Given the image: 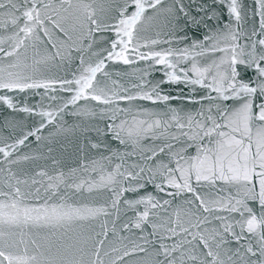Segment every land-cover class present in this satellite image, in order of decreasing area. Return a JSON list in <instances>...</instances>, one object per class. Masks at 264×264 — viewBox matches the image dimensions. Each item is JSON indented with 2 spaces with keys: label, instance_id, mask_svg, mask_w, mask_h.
Masks as SVG:
<instances>
[{
  "label": "snow or ice",
  "instance_id": "6c2138e0",
  "mask_svg": "<svg viewBox=\"0 0 264 264\" xmlns=\"http://www.w3.org/2000/svg\"><path fill=\"white\" fill-rule=\"evenodd\" d=\"M0 108V264H264V0H0Z\"/></svg>",
  "mask_w": 264,
  "mask_h": 264
},
{
  "label": "water",
  "instance_id": "95a60500",
  "mask_svg": "<svg viewBox=\"0 0 264 264\" xmlns=\"http://www.w3.org/2000/svg\"><path fill=\"white\" fill-rule=\"evenodd\" d=\"M245 4L248 5L249 7H251L254 3V0H244ZM257 20H258V17H257ZM185 91H187L185 89ZM4 115V112H3V109L0 108V117H2ZM69 123H71V120H69Z\"/></svg>",
  "mask_w": 264,
  "mask_h": 264
}]
</instances>
